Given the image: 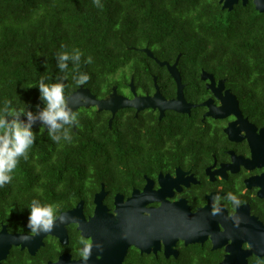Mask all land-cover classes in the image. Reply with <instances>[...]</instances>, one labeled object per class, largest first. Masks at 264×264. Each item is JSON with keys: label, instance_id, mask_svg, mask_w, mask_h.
I'll use <instances>...</instances> for the list:
<instances>
[{"label": "trees", "instance_id": "obj_1", "mask_svg": "<svg viewBox=\"0 0 264 264\" xmlns=\"http://www.w3.org/2000/svg\"><path fill=\"white\" fill-rule=\"evenodd\" d=\"M78 48L81 62H70L64 81L67 97L79 87L97 98L113 92L132 97L156 86L165 98L177 85L166 65L176 62L184 97L197 104L209 94L202 73L224 79L244 108L264 109V11L252 0L231 9L219 0H0V105L36 111L43 107L38 83L56 82L59 52ZM147 51L152 53V56ZM92 63H85L86 57ZM90 79L77 85L73 77ZM205 107L190 112L123 107L114 114L80 106L72 141H52L46 129L33 125L36 140L29 158L20 159L11 183L0 188V229H25L32 199L55 202L58 213L79 199L89 201L105 184L112 193H129L143 174L199 167L210 156L209 118ZM194 252V251H193ZM32 255L14 246L0 264H35ZM220 256L201 250L199 258L155 259L153 264H219Z\"/></svg>", "mask_w": 264, "mask_h": 264}, {"label": "flooded vegetation", "instance_id": "obj_2", "mask_svg": "<svg viewBox=\"0 0 264 264\" xmlns=\"http://www.w3.org/2000/svg\"><path fill=\"white\" fill-rule=\"evenodd\" d=\"M220 80H223L221 94L224 95L226 91L230 92L231 97H234L237 102L241 116L237 115L234 109H230L223 116L206 115L209 107L203 105L202 102L211 99V103L218 107L221 106V98L216 97L207 86L210 80L205 79L209 94L196 105L205 107L201 114V121L209 118L212 131L210 143L215 145V149L212 148L210 151V156L202 159L201 164L205 165L197 168L176 166L173 171L143 174L139 183L132 186L129 193H112L104 183H101L89 201L79 199L67 209H73L79 201H82V210L88 219L93 215L96 207L95 195L103 190L102 204L107 208V212L118 220L116 196L122 195V203L125 204L134 190L142 193L151 181L150 192L152 194L145 203L141 204L142 215L151 218L152 211L160 208L164 203L169 207L167 214H170V209H174L173 217L177 215L186 219L187 213L190 216L199 213L194 218V226L197 228L195 240H188L185 235H182L180 226L169 229L168 232L158 227L156 237L159 244H155L153 235L149 239L146 250L135 242H131L125 251L122 264H153L155 259L159 258L168 261L199 258L201 250L211 252L215 257L220 256L219 264H221L227 256L233 258L231 246L234 245L235 240L239 242L238 250L246 264H264V252L263 254L255 253V249L250 244L252 237L262 239L263 244L258 246V249L264 251V109L244 108V103L236 93L231 91L224 79H215V86ZM160 189L162 194H156ZM229 192L238 196L241 201L239 207H234L227 199ZM217 196L220 198L221 211L213 215L211 209L217 203L215 200ZM25 222L27 221L23 222L24 230L13 232L29 233ZM239 226L241 230L235 232L239 237H235L233 229ZM244 227L252 228L251 236L246 234ZM65 232L67 234L65 242L52 234H47L42 238V244L32 254H38L35 264L56 262L64 254H68L71 260L84 259L80 255L84 248L82 241L87 242L89 246L92 243L91 236H84L76 222L66 224ZM166 241L169 244L168 247ZM16 247L28 252L26 247ZM95 257L100 258L101 256L95 254Z\"/></svg>", "mask_w": 264, "mask_h": 264}, {"label": "water", "instance_id": "obj_3", "mask_svg": "<svg viewBox=\"0 0 264 264\" xmlns=\"http://www.w3.org/2000/svg\"><path fill=\"white\" fill-rule=\"evenodd\" d=\"M224 8L231 9L240 0H219ZM243 4H246L248 0H241ZM256 9L264 11V0H252ZM152 56L150 51H147ZM160 65H166L171 76L174 78L177 91L174 98H165L156 86V90L153 94L149 95H135L134 98L126 97L116 92L115 98H97L87 88L79 87L71 95L67 97L68 103L72 109L75 110L80 106L96 105L99 110L106 109L114 114L118 109L123 107H133L137 111L144 108H160L159 116L164 115L166 109H173L179 112H189L190 108L196 104L190 103L186 100L183 93V83L181 76L176 67V62L170 64L166 61H158ZM203 79H209L210 82L207 85L217 98H221V106H214L211 99L202 102L203 105L209 107L206 115H212L214 117L223 116L230 109H234L239 116H241L237 102L234 97H231L229 91H226L224 95L221 94V88L223 87V80L219 81V84L215 86V79L212 74L203 72ZM131 90L133 94L135 92L134 86L131 83ZM84 94L86 99H79V95ZM111 94V95H112ZM110 95V96H111ZM40 121L35 122L33 125L39 124ZM179 171V170H178ZM180 173V171H179ZM151 181L148 182L142 193L138 190H134L131 197L127 199L125 204L122 203V195L116 196L117 209L119 211L118 220H115V216L107 212V208L102 204V198L104 191L101 190L95 195L96 207L94 213L88 219L85 217L82 210V201H79L76 207L70 210L61 212L54 223V227L51 231L42 232L38 235H29L27 232H9L4 225L0 229V262L4 260L12 246H20L21 248H27L30 254H34L36 249L42 244V238L47 234H52L65 242L67 240V234L65 232V225L70 222H76L78 228L81 230L84 236H91L92 243L88 246L89 255L87 259L71 260L68 254L60 256L56 262H48V264H122V259L127 247L131 242H135L141 246L143 250L148 249V242L150 237H155V244H159L157 241L158 227H162L168 232L169 229H175L180 226L182 229V235H185L187 239L195 240L197 228L194 226V218L199 214L196 213L192 216L187 213V218L182 216L173 217L174 209H170V214H167V204H163L160 208L152 211V217L148 218L141 214V204L148 200L150 192ZM156 194H162V190H158ZM166 205V206H164ZM188 211V210H187ZM180 212V211H179ZM178 212V213H179ZM190 222H187V221ZM190 224V225H188ZM27 226V223L25 222ZM170 226V227H169ZM169 227V228H168ZM241 227H235L234 235L239 237L235 232L240 231ZM246 234L251 236L252 228L244 227ZM186 240V241H188ZM239 240V239H238ZM257 237L250 239L251 246L255 249V253L263 254L262 249H258V246L262 245L263 241ZM166 241V246L168 247ZM233 250V258L227 256L221 264H246L239 249V242L234 241V245L231 246ZM167 253V252H166ZM95 254H99L101 257L96 258Z\"/></svg>", "mask_w": 264, "mask_h": 264}, {"label": "clouds", "instance_id": "obj_4", "mask_svg": "<svg viewBox=\"0 0 264 264\" xmlns=\"http://www.w3.org/2000/svg\"><path fill=\"white\" fill-rule=\"evenodd\" d=\"M99 2V0H95ZM82 52L78 48H73L71 52L63 51L56 55L57 67L64 75L60 76L56 82L47 83L46 77H40L35 85L39 88V99L43 102V107L37 105V110L33 111L29 107L14 106L11 101L5 100L0 105V188L9 184L13 180V172L17 168L20 159L27 160L32 146L36 140L33 124L37 120L43 129H46L49 138L60 143L61 141H72L71 130L78 127V113L73 111L68 103L65 92L67 79L66 69L71 62L78 68L81 62ZM85 63H92V57L88 56ZM77 85H84L90 79L86 72L78 73L73 77ZM227 199L234 207L241 204L237 195L229 192ZM215 203L211 213L216 215L221 211L219 205L220 198L215 197ZM59 205L55 202L42 203L38 199H32L29 205L27 228L29 235H38L42 232L51 231L54 223L61 217L58 216ZM84 248L80 255L86 260L89 255L88 243L82 241Z\"/></svg>", "mask_w": 264, "mask_h": 264}, {"label": "rangeland", "instance_id": "obj_5", "mask_svg": "<svg viewBox=\"0 0 264 264\" xmlns=\"http://www.w3.org/2000/svg\"><path fill=\"white\" fill-rule=\"evenodd\" d=\"M135 95H139V94H133L132 98H134ZM79 99H81L82 101L86 99L85 95L82 93L81 95L78 96ZM116 97V94H112L111 96H109V98H115ZM127 97V96H126ZM131 98V97H130ZM96 106V105H95ZM97 107V106H96ZM158 111H160V108L157 107L156 108ZM38 121V120H37ZM36 121V122H37ZM35 123V122H34Z\"/></svg>", "mask_w": 264, "mask_h": 264}]
</instances>
